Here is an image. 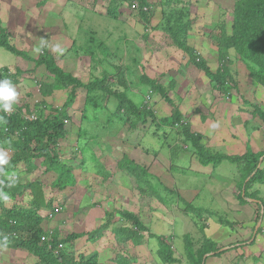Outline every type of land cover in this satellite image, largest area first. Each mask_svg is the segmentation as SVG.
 <instances>
[{
    "label": "rangeland",
    "instance_id": "1",
    "mask_svg": "<svg viewBox=\"0 0 264 264\" xmlns=\"http://www.w3.org/2000/svg\"><path fill=\"white\" fill-rule=\"evenodd\" d=\"M40 1L42 0H0V17L11 33V42L18 48L27 50L32 57H37L35 49L37 47L43 49V43L47 42L51 51L54 50L57 64L73 75H78L83 82L90 79L92 75H101L102 71L107 69L108 71L112 70L108 81L114 83L116 66L123 68L127 66V91L130 92L136 103L144 100V103L150 105L157 117L169 114L170 105L163 101L158 94L148 92L144 86L140 87L141 92L137 89L136 83L141 74L159 78L165 86H168L169 81L174 79L175 87L170 90L173 100L179 102L182 108L191 107L193 109L195 107L198 109L204 117L202 122L206 117L214 122L217 118H221L219 114L221 115L223 112L219 109L221 102L218 97H222L221 101L225 103L223 105L226 107L238 106V111L244 112L243 116H247V111L253 109L252 103L264 108V105L262 106L260 103L262 92L252 83L254 80L233 51H231L232 68L235 71L237 88L231 89L229 92L231 95H224L225 97L222 92L221 94L211 88L204 73L189 62L186 52L173 44L168 38V34L159 28V25L162 24V15L157 0H149L153 6L149 8L150 16L147 23L141 20L136 9H123L124 4L120 6L119 20L114 21L103 15L104 2L106 1L48 0L47 4L46 1L43 3ZM184 2L189 4L190 17L193 21L187 41L200 55H206L208 58L212 54V60L208 59L209 66L214 69L217 64V55L214 53L216 34L224 22L227 31H230L232 19L230 11L235 0H184ZM49 9L62 11V13L56 17L55 13H48ZM90 38L94 42H91ZM123 38L127 42H124ZM103 49H106L109 54L106 60ZM85 52L92 53L95 58L91 60ZM65 55L67 56L62 57ZM133 58L137 59L135 63ZM2 66H14L19 67L20 71H32L29 75H24L21 72L17 81L13 83L19 94L17 105L28 104L32 106L33 110V105L43 100L50 106L60 107L68 96L67 91L71 89L70 86L68 89H55L51 91L50 95L41 96V83L53 82V77L44 70L43 65L34 67L32 62L25 60L22 56L0 47V67ZM115 87L119 90L123 88L116 85ZM75 95V101L71 109H68L72 119L65 121L68 134L60 140L58 147L60 154L65 157L64 161L73 167L76 183L72 188H65V195L55 196V205H58L59 202L62 205L51 216L45 218L42 223L44 228L57 229L60 236H65L73 231L80 232L93 228L99 223L105 211L112 212L120 209L138 211L140 206L141 220L148 228L147 231L142 232L141 245H133L130 241L119 243L114 235L112 237L107 233L104 235L106 239L102 238L104 242L100 240L98 245L95 244L100 249L99 259H103L105 264H110L117 253L130 254L133 257L131 259L133 264H162L156 252V239L148 238L150 232L164 236L171 235L172 245L178 257L185 255L184 235H191L195 240H201L197 238L202 236L209 237L217 243V246H220L218 243L221 239L228 237L229 234L231 236L239 232L237 227L233 226L235 225L234 221L237 218H245L246 210L234 212L219 209L221 207L219 196L223 187L214 185L215 181L210 179L208 167L201 168L197 162L189 159L191 152L183 150L187 145L185 142L177 139L176 143H172L170 140L172 146L169 147L164 138H158L150 131L146 132L145 126L131 130L127 123L122 125L118 121H115L110 130H99L98 137L92 138L89 135L96 132L91 128L93 124L81 121L80 117L85 90L77 88ZM240 97L249 100L251 104L243 103L240 101ZM108 107L113 109L114 106L109 103ZM101 118H103L102 115ZM254 122L261 123V120L255 117ZM80 128L83 130L82 138L86 141L84 146L87 145L95 151L105 170L109 173V178L102 180V174L97 173V170L93 171L92 168L82 170L79 157L71 156L76 148V136ZM141 137H144V142L150 143L152 150L158 147L157 152H153L146 146H137ZM216 148L222 153H227L223 147ZM6 152L9 156V152ZM169 152L176 153L170 170V160L165 155ZM124 154L146 167L152 174L153 187L151 189L157 184L158 191L154 192V197L150 196V199L147 200L144 197V206L138 204V189L133 184L130 174L120 171L117 167V162ZM67 158L69 161L66 160ZM34 161L37 168L32 172L24 171L23 165L19 167L20 178L22 181H40L44 185L45 197L49 199L55 195L51 192L53 174L44 172V167L39 164L40 159ZM196 161L198 160L196 159ZM214 171L221 172L220 174L230 178L238 173L236 165L227 160L222 161ZM159 182L161 186L158 185ZM233 188L235 189V187ZM249 188L248 192L256 190V195L264 200V184L255 183ZM178 189H185L189 192L181 195L177 191ZM236 190L237 195L238 189L236 188ZM146 191L149 192L148 189ZM196 191L199 194L193 195V200L190 199L191 193ZM156 192H160L164 196L165 204L157 200ZM180 195L188 200L187 203H190L188 209L192 210L183 211L184 205L182 206L178 200ZM225 195H227L226 192L223 196ZM16 200L19 201L20 198H16ZM240 201L242 206L245 205L248 208L247 206L250 204L257 207L256 201L259 200L246 198ZM197 209L201 210L202 222L207 220L212 222L214 219H219V216L227 221L218 220L219 222L210 223L208 227L206 225L197 227L190 218L198 212ZM206 210L215 211L214 218L207 217L209 213ZM114 214L117 217L118 214ZM123 224L125 221L119 220L109 227ZM256 226L257 224H255ZM233 229L234 231H232ZM105 231L107 230L105 229ZM100 233L101 230L95 232L94 235L99 236ZM93 238L96 237H91V240ZM84 239L82 238L77 244H74V241L65 243L63 248L72 251L75 255L88 253L94 246L84 242ZM226 247L228 246H220L218 257H224L223 253ZM230 249V251L233 250V248ZM249 249L251 248L249 247ZM251 250L254 253V249ZM228 255L230 256L229 253ZM260 258L264 259V254L260 255ZM250 259L251 261L255 260L252 256ZM35 261V258L26 251L19 249L10 251L0 248V264H35ZM184 261L186 260L184 259Z\"/></svg>",
    "mask_w": 264,
    "mask_h": 264
},
{
    "label": "trees",
    "instance_id": "2",
    "mask_svg": "<svg viewBox=\"0 0 264 264\" xmlns=\"http://www.w3.org/2000/svg\"><path fill=\"white\" fill-rule=\"evenodd\" d=\"M102 1H106L104 2L105 11L103 15L114 21L119 20L120 6L124 4L123 9H136L141 20L147 23L150 16L149 8L153 6L149 0ZM157 4L162 15V24L159 25V28L168 34L167 36L173 44L186 52L189 56V62L204 73L211 88L222 92L223 96L231 95L229 93L231 89L237 88V79L232 68L231 51L237 55L239 61L243 62L249 76L257 84L264 87V0H235L230 11L232 16L230 31H227L224 22L216 34L215 45L218 65L215 69H212L207 60L187 41L193 25L189 4L184 0H157ZM90 39L91 42H94L92 38ZM73 43L75 42L73 41ZM0 47L15 55L22 56L25 60L32 62L34 67L43 65L44 70L53 77V82L41 83V96L50 95L51 91L55 89L71 87L67 91L66 100L60 107L50 106L46 101L41 100L33 105V110L31 105L16 104L11 114L0 113L6 120V123L0 124V150L8 151L10 160L6 172L0 175V181L7 184V177L13 174L19 178L14 186L4 188L9 193L11 202L10 200L7 202L0 201V237L7 236L8 238L7 247L0 248L11 251L18 249L26 251L35 258V264H102L98 258V250L75 255L72 251L61 248L58 250V254H55L54 249L58 243H72L84 233L73 231L65 236H60L57 229L44 228L42 225L45 218L51 216L62 205L59 201L58 205H55V196L65 195V188H72L76 183L73 167L64 161L65 157L60 154L58 146L60 140L68 134L65 121L72 119L68 109H71L75 101V89L77 88L85 90L84 103L80 111L81 121H86L90 125L93 124L91 128L96 131L89 135L90 137L97 138L99 130H110L115 121H118L122 125L127 123L131 130L145 126L146 132L150 131L154 136L164 138L169 147L172 146L170 140L173 143L180 139L187 144L185 148L193 152L201 165L211 164L213 168H216L222 161H230L236 165L240 177L236 196L240 200L258 199L259 201H256L255 223L263 219L264 200L259 198L255 191L248 192V190L252 184L264 183V168L259 167L261 159L264 160V149L254 152L247 145L242 154L228 155L203 144L202 135L191 131L189 122L183 118L178 105L179 102H175L169 93L175 87V83L170 82L168 86H165L159 78H151L146 74L139 75L136 86L140 92V87L144 86L148 92L158 94L163 101L170 105L169 114L157 117L152 107L144 103V100L136 103L130 92L127 91V66L125 68L116 66L114 83H109L108 77L112 70L108 71L107 69H104L101 75H92L90 79L83 82L78 75H73L60 67L55 60L54 52L46 49L45 46L42 47L43 49L37 57H32L27 50L18 48L11 42V33L2 24L1 18ZM103 52L106 60L109 54L106 49H103ZM85 53L89 55L91 60L95 58L92 53ZM133 60L134 63L137 61L136 58ZM21 72L24 75H29L32 71H20L19 67L2 66L0 67V80L8 79L15 83ZM115 85L123 88L119 90ZM240 101L251 104L247 99L241 97ZM109 103L113 104V109H109ZM251 106L253 109L247 111L248 116L250 118L258 117L264 124V109L256 103H252ZM31 115L34 118H31ZM82 134L83 130L80 128L76 136L75 151L72 152V155L70 152V155L75 158L79 157L82 170L92 168L93 171L97 170V173L102 174V180L109 178V173L105 170L95 151L87 145L84 146L86 141L82 138ZM143 138L139 139L138 146H144ZM36 159H40L39 164L44 167L45 173L53 174L51 192L55 195L49 199L45 197L44 185L40 181H22L20 178L19 167L23 165L24 171L32 172L37 168L34 161ZM66 160L69 161L68 158ZM117 167L120 171L130 174L133 184L140 191L142 197H145L146 200L150 199V196L154 197V192L158 191L156 189L157 184L151 189L153 187L152 174L146 167L126 154L122 155L117 162ZM160 184L159 182L158 185ZM2 186L0 185V187ZM147 189L149 192L146 191ZM156 197L159 202L166 203L163 201L165 198L160 192L156 194ZM16 198H20V200L17 201ZM178 200L182 206L184 205L183 211L192 210L188 209L190 203H187L181 196H178ZM197 210L198 212L190 218L197 227H205V222L201 221V210ZM45 211L47 212L44 213ZM206 212L210 215L215 213L212 210H206ZM114 213L119 216L115 220L125 221V224L112 228L116 241L119 243L130 241L133 245H141L142 232L147 231L148 228L139 215L128 209L105 211L106 218L99 225L98 230L94 229L89 232L90 237H96L93 240L99 238L103 234L102 232L114 223ZM99 230H101L99 236L94 235ZM258 230L259 227L257 232ZM149 236L148 238H154L157 241L156 252L162 264H205L208 253L212 255L220 253V246H217V243L209 237L202 236L203 238H197L201 240H195L191 235H184L185 255L178 257L172 245L171 235L164 236L150 232ZM252 242L253 240L249 239L242 243H229L227 246L228 249L236 248ZM132 258L128 253L124 255L118 253L113 261L115 264H133L131 263Z\"/></svg>",
    "mask_w": 264,
    "mask_h": 264
},
{
    "label": "crops",
    "instance_id": "3",
    "mask_svg": "<svg viewBox=\"0 0 264 264\" xmlns=\"http://www.w3.org/2000/svg\"><path fill=\"white\" fill-rule=\"evenodd\" d=\"M44 1H46L45 3L47 4L48 0H42L40 2L43 3ZM48 13H55L56 14L55 16L57 17V15L59 16L62 13V11H56L55 9H53V10L49 9ZM2 24H3V21H2ZM43 44L44 45L42 47L45 46L46 49L51 50V48L48 46L47 42H44ZM53 52H54V50H53ZM214 53L217 55V49L214 50ZM66 56L67 55L62 56V57H66ZM201 56L204 57L206 60L208 58L210 60H212L211 59L212 54H210L208 58L206 57V55H203V54H201ZM209 59L207 60L208 65H209ZM216 59H217V56H216ZM217 65L218 64H216V67H217ZM149 77L153 78L152 76H149ZM170 82L174 83L175 80L174 79L170 80L169 83ZM252 83L255 84V86H257L259 88V91L262 92L260 95V97L262 98L261 99L262 101H260V103L263 106L264 105V87L260 84H257L255 81H253ZM169 93H170V91H169ZM133 94H135V93H133ZM221 98L222 97H218V99L221 102V106L219 109L222 110L223 114H221V115L219 114V116L221 118L220 119L215 118L216 119L215 122L213 120L211 121L207 117L205 118L204 122H202V118H204V117L202 116V114L200 113V111L198 109H195V107H193V109L191 107L182 108V105H180L178 103L179 108L181 110V113L183 115V118L186 119L190 124L191 131L196 132V133H200L202 135V143L205 144L206 146L214 148L217 151H219V150L216 147H223L227 150V153H225V154H228V155L242 154L243 152H245L247 145H249L254 152L262 151L264 149V124H263V122L261 121V123H255L254 122L255 118L250 119L248 117L247 113H246L247 116H243L244 112L238 111V106L237 107L234 105H232L231 107L224 106L223 104H225V103L221 101ZM225 113H226V116H225ZM213 124H215L217 126L215 128H213L212 127ZM144 141H145V139L143 140V145L150 148V150H152L150 143L144 142ZM207 141H208V143H207ZM185 149L191 152V150H189L187 148H184L183 150H185ZM157 150H158V147L152 151L156 153ZM165 155L170 160V166H169V170H170V168L172 167V162L174 161L173 160L174 155H176V153L169 152ZM194 157L196 158V156L193 154V152H191L189 155V159L193 160L194 162H197L201 168L208 167L209 168L208 170H210V172H209L210 173V179L215 181L214 185H216V186L219 185V186L223 187V191H221L222 193L219 196L220 203H221V207H219V209L222 211L227 210V211H234V212H238L239 210L242 212V210H246V214L244 213L246 215L245 218H237L234 221L235 225H233V226H236L237 231H239V232H237V234H234L231 236L229 234L228 237L221 239L219 241L220 243H218V245L227 246L229 243H242V242L247 241L249 239L253 240L252 243L242 244L239 247L233 248V250H232L233 252L230 251L231 250L230 248L228 249V247H226L225 251L223 253L224 257H218V255L207 254L206 259H205V264H263L264 259H261L260 255L263 256V254H264V217L262 220H259L260 225H259V230L257 232V229L255 230V224H257V223H255V209H256L255 205L250 204L249 206H247L248 208H246L245 205L242 206V204L240 203L241 202L240 199L236 196V191H237L236 188H237L239 180H240L238 173H236L233 176V178H230L228 176H224L223 174H220L221 172L216 173L214 171L215 168H213V166L211 164L205 165V166L201 165L198 161H196L197 158L195 159ZM259 167L264 168V160L263 159H261V161L259 163ZM236 170H237V168H236ZM261 184H264V183H261ZM233 187H235V189ZM177 191L180 192L181 195H184L183 193L188 194V192H189V191H186L185 189H178ZM137 192H138L137 195L139 198L138 204H140L141 206H144V203H145L144 197H142L139 190H137ZM224 192H226L227 195L223 196ZM255 192H256V190H255ZM193 193H191V198H190L192 200L194 197L193 195L197 196L199 194L198 191H196L194 194ZM183 199L186 202L188 201V200H186V198H183ZM148 203H150V202H148ZM240 207H242V209H240ZM128 210L136 213L141 218L140 206L138 208V211H133L131 209H128ZM214 215L215 214H213V215L208 214L207 217H211V216L213 217ZM104 216H105V214L103 216H101V220L99 221V223H97V225H94L93 228H90V229H87L84 231H80V232L84 233V235L75 239L74 244H77L82 238H85L84 242L94 246L92 248V250L88 251V253H90L94 250L99 251L100 249H98V246H96V245L99 244L100 240H102L104 242V240L106 239L104 237V235H106L107 233L110 234L109 236L113 237L114 234L112 233V228L115 226H113L112 228H110V227L107 228L106 229L107 231H105V232L103 231L102 232L103 234H101L99 236V238H97L95 240H91V237L89 235V231H91L92 229H97L99 227V225L102 223V221H104V219H103ZM117 217H118V215H117ZM117 217L114 216L113 220L117 219ZM218 218L219 219H217V220L214 219L212 222H208L209 220L205 221V225L208 227L210 225V223H215L218 220L224 221V222L227 221L226 219H222L220 216ZM116 222H118V220H115L114 223H112V224H115ZM232 231H234V229ZM74 232H76V231H74ZM114 238H115V236H114ZM249 247L251 249H254V253H253V250L249 249ZM228 253L230 254V256L228 255ZM250 256H252L253 260L254 259L255 260L251 261ZM98 258H99V255H98ZM222 258H224L225 261H223L224 259H222ZM99 261L102 264H105L103 259L102 260L99 259ZM110 264H115V263H114V261H112V262H110Z\"/></svg>",
    "mask_w": 264,
    "mask_h": 264
},
{
    "label": "clouds",
    "instance_id": "4",
    "mask_svg": "<svg viewBox=\"0 0 264 264\" xmlns=\"http://www.w3.org/2000/svg\"><path fill=\"white\" fill-rule=\"evenodd\" d=\"M42 49L37 47L35 52L40 54ZM18 92L16 86L12 81L8 79L0 80V113L11 114L14 110V106L18 103ZM6 123L3 115H0V124ZM217 125L213 124L212 127L215 128ZM10 160L6 151L0 150V175L6 172V167L9 165ZM18 177L13 174L7 177V184L4 181H0V201L7 202L10 200V195L4 190L5 187H12L18 182ZM8 238L7 236L0 237V247H7Z\"/></svg>",
    "mask_w": 264,
    "mask_h": 264
},
{
    "label": "built area",
    "instance_id": "5",
    "mask_svg": "<svg viewBox=\"0 0 264 264\" xmlns=\"http://www.w3.org/2000/svg\"><path fill=\"white\" fill-rule=\"evenodd\" d=\"M135 7H136V6H135ZM31 118H34V116L31 115ZM63 246H64L63 243H61V242L58 243L57 247L54 249V253H55V254H58V252H59L58 250L61 249V248H63Z\"/></svg>",
    "mask_w": 264,
    "mask_h": 264
},
{
    "label": "water",
    "instance_id": "6",
    "mask_svg": "<svg viewBox=\"0 0 264 264\" xmlns=\"http://www.w3.org/2000/svg\"><path fill=\"white\" fill-rule=\"evenodd\" d=\"M259 223H260V222L258 221V222H257V226L255 227V230L258 228V226H259Z\"/></svg>",
    "mask_w": 264,
    "mask_h": 264
}]
</instances>
